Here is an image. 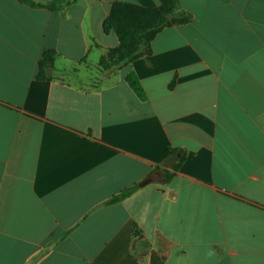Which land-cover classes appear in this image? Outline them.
<instances>
[{
    "label": "crops",
    "instance_id": "1",
    "mask_svg": "<svg viewBox=\"0 0 264 264\" xmlns=\"http://www.w3.org/2000/svg\"><path fill=\"white\" fill-rule=\"evenodd\" d=\"M28 1L62 3L0 0V264H264V0ZM117 2L161 24L107 67Z\"/></svg>",
    "mask_w": 264,
    "mask_h": 264
},
{
    "label": "trees",
    "instance_id": "2",
    "mask_svg": "<svg viewBox=\"0 0 264 264\" xmlns=\"http://www.w3.org/2000/svg\"><path fill=\"white\" fill-rule=\"evenodd\" d=\"M18 1L21 3L28 4L30 6L43 7L49 10H57L60 7V4L62 3V1H56V2L50 3L45 6H41V5L34 4L28 0H18ZM148 11L149 10L139 8L134 5L118 3V2L114 3L109 16L105 19L103 23L104 31L108 32L112 28L115 29L116 25L121 24L123 21H133V20L140 21V18H143L144 16H146L148 14ZM115 30L117 31L120 39L122 40V36L124 33H120L117 29ZM124 80L139 100L144 101L146 99L144 90L133 72L131 71L128 72L125 75ZM168 151H169V155L167 159H172L175 163L172 166L173 172H166V171L163 172L162 178H163L164 183H167L172 179V177L174 176V173L178 170L180 164L184 160V153L181 149H174V148L168 147ZM179 153L181 156L178 158L177 155ZM135 190H136V187L126 189L120 192L118 196L112 198L110 202L120 201L126 198L128 195H130Z\"/></svg>",
    "mask_w": 264,
    "mask_h": 264
},
{
    "label": "rangeland",
    "instance_id": "3",
    "mask_svg": "<svg viewBox=\"0 0 264 264\" xmlns=\"http://www.w3.org/2000/svg\"><path fill=\"white\" fill-rule=\"evenodd\" d=\"M144 18L146 19H142L141 21H123L121 24L116 25V27L114 25L115 29L124 34L122 36L121 47L116 51L108 53L107 67L127 64L133 58L143 53L150 35L161 24L159 11H151ZM104 64L105 61L100 62L101 66Z\"/></svg>",
    "mask_w": 264,
    "mask_h": 264
}]
</instances>
